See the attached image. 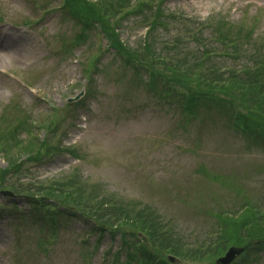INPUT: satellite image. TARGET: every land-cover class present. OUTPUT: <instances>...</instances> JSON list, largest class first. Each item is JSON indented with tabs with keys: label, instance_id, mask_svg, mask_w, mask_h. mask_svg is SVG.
Returning a JSON list of instances; mask_svg holds the SVG:
<instances>
[{
	"label": "rangeland",
	"instance_id": "1",
	"mask_svg": "<svg viewBox=\"0 0 264 264\" xmlns=\"http://www.w3.org/2000/svg\"><path fill=\"white\" fill-rule=\"evenodd\" d=\"M162 5L165 23L155 33V50L165 62H175L168 54L180 50L178 56L191 63L203 45L213 49L210 63L218 69L250 60L255 47L261 54L264 0H163ZM221 17L255 27L236 56L225 53L231 48L212 35L211 27L199 29L200 22ZM80 27L63 0H0V44H13L12 50H0V105L17 101L20 109L29 110L23 115L28 122L44 123L51 117L56 122L49 132L37 127L31 133L21 132L20 143L43 132L48 144L39 143L46 153L26 162V169L11 180L47 181L76 172L98 181L105 191L151 213L179 239L183 252L213 241L221 226L219 214L240 209L245 199L264 205V148L253 146L235 130L231 109L199 107L189 114L175 95H149L142 88L146 73L107 50L106 38L96 29L84 32L79 44L73 45ZM145 31L130 18L120 32L127 44L143 52ZM95 51L98 59L93 60ZM83 88V104L80 99L66 101ZM235 102L233 110H239ZM57 144L75 154L49 150ZM10 153L20 156L17 146ZM6 163L0 151V167ZM11 201L21 208L11 206ZM28 208L23 196L0 195V264H106L132 232L140 238L142 234L144 244L155 248L154 239L138 228L112 231L119 229L115 218L103 238L91 219H58L55 238L50 240L47 222L28 217ZM135 214L130 218L138 225H148ZM247 252L235 264H264V250ZM120 254L121 259L127 257L125 250ZM178 257V264L202 263L185 254ZM140 262L155 264L141 254Z\"/></svg>",
	"mask_w": 264,
	"mask_h": 264
},
{
	"label": "trees",
	"instance_id": "2",
	"mask_svg": "<svg viewBox=\"0 0 264 264\" xmlns=\"http://www.w3.org/2000/svg\"><path fill=\"white\" fill-rule=\"evenodd\" d=\"M152 2L153 0H63V5L70 16L81 25L74 42L81 40L84 32L90 33L92 29H97L107 39L109 48L113 49L127 66H133L136 71L141 68L146 72V84L149 88L160 90L158 82L164 83L167 87L162 90L167 93L176 91V95L181 97L183 108L189 114L199 107H212L209 110L218 111L222 106H226L224 108L233 111V127L252 144L259 147L264 145V47L261 54L255 47L257 50L254 55H250V60L220 69L210 63L213 49L207 45L199 49V54H193L194 60L191 63L185 61V58L183 62L176 58L179 62L177 64L167 63L155 50V33L158 27L165 23L162 18L164 11L161 0L154 6ZM130 18H136L140 25L146 27L143 52L128 45L120 37L119 30L123 22ZM221 18L222 20L214 18L215 21L208 24L200 22L199 29L211 27L212 35L231 48L230 52L225 53L236 56L238 49L249 41L255 27L243 26V23ZM96 53L97 51L92 55L93 60L97 59ZM161 60L165 62L163 68L159 65ZM165 68L170 72L166 73ZM171 78L179 83L177 87L169 84ZM235 100L241 106L239 110H233L237 104ZM54 124L56 122L51 119L44 127L52 130ZM23 125L20 121L13 122L12 125L7 123L6 119L0 121V151L4 152L7 158L6 165L0 167V188L11 189L14 194L23 195L28 199L31 205L29 216L34 221L47 222L51 229L50 240L55 238L57 226L60 224L58 219L61 221L70 218L91 219L95 222L94 230L98 229L103 235L113 224L112 218H115L117 221L115 228L122 232L126 231L125 226L138 228L139 231L148 233L150 239H154L155 248H148L137 236L136 240L125 242H128V247H133L128 251L127 259L121 261L117 252L109 264H132L137 252L139 255H146L149 263L153 261L155 264H171L163 256L164 252L177 256L185 254L199 260L208 259L222 252L231 242L248 237H263L261 229L264 230V205L262 206L261 202L255 204L250 199L240 204L241 210L237 211L238 213L224 216V226L221 228L220 236L218 235L215 240L205 244L201 249L183 252L181 245L177 243L179 239L170 236L151 213H147L143 207L131 206L130 202L113 192L105 191L98 181H89L76 172H71L74 174L69 176L53 177L54 179L47 181L11 180L10 177L23 168L19 157H14L10 153L12 148L17 146L19 153H29L35 147V157L46 153L44 150L40 152L39 139L20 143L17 134L26 128ZM41 140V145L48 143L45 137ZM34 143L36 146H32ZM59 148V145H56L49 150L58 151ZM69 152L75 154L72 149ZM14 206L17 207L16 203ZM134 212L142 218L140 219L142 223L149 222L148 225H138L137 220L131 219L130 214ZM43 242L45 243L44 240L40 242L41 246ZM262 245L264 247V241ZM79 252L85 256L83 251ZM139 255L135 264H141Z\"/></svg>",
	"mask_w": 264,
	"mask_h": 264
},
{
	"label": "water",
	"instance_id": "3",
	"mask_svg": "<svg viewBox=\"0 0 264 264\" xmlns=\"http://www.w3.org/2000/svg\"><path fill=\"white\" fill-rule=\"evenodd\" d=\"M80 94L75 97L69 98L68 100H74L79 97ZM5 192V191H3ZM242 247H231L224 256L220 257L217 262L220 264H228L240 251H242ZM173 259V258H172Z\"/></svg>",
	"mask_w": 264,
	"mask_h": 264
},
{
	"label": "bare ground",
	"instance_id": "4",
	"mask_svg": "<svg viewBox=\"0 0 264 264\" xmlns=\"http://www.w3.org/2000/svg\"><path fill=\"white\" fill-rule=\"evenodd\" d=\"M1 47L6 48V50H7V49H8V50H12V49H13V44H9V45H7V46H1ZM1 57H2V55H1Z\"/></svg>",
	"mask_w": 264,
	"mask_h": 264
}]
</instances>
